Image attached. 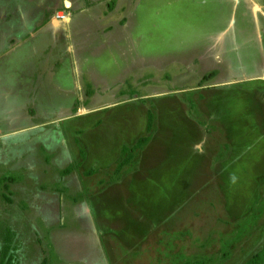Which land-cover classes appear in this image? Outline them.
<instances>
[{
    "label": "rangeland",
    "instance_id": "374dc122",
    "mask_svg": "<svg viewBox=\"0 0 264 264\" xmlns=\"http://www.w3.org/2000/svg\"><path fill=\"white\" fill-rule=\"evenodd\" d=\"M20 1L0 0V17L43 14L42 0ZM130 1L111 16L108 1L80 0L69 39L24 33L3 49L28 44L36 60L43 45L52 80L78 94L46 87L49 114H0V248L13 264H264V96L204 86L221 77L215 53L199 54L218 7Z\"/></svg>",
    "mask_w": 264,
    "mask_h": 264
},
{
    "label": "crops",
    "instance_id": "0c3cea01",
    "mask_svg": "<svg viewBox=\"0 0 264 264\" xmlns=\"http://www.w3.org/2000/svg\"><path fill=\"white\" fill-rule=\"evenodd\" d=\"M26 1L27 0H21L18 7L23 9ZM98 1L103 2L104 6H106L105 2L108 1V14L111 13V16L121 11L123 7L130 6L132 3L130 0L124 3H122L123 0H117L115 7H113L110 3L114 4L116 0ZM134 1L141 4L140 0ZM203 1L204 7L200 8L203 15L205 14L207 5L216 6L219 9L218 16L216 17L217 22H214L217 24L213 26L214 28H212L210 32L208 30L209 26L206 30V38L209 40V44L207 47L204 46L199 54L203 58L202 65H208V54H212V52L215 53L214 60L216 59V62L214 63L216 66L213 69H218V73H220V76L224 79L222 80L220 77V80H222L220 81L216 78L215 82H207L204 86L210 85L222 88L229 85H237L244 89L246 88V91H252L251 94H253V98H255L256 94L264 96V0ZM80 3V0H64L62 5H56L53 4L52 0H42L36 5L40 13H43L42 15H29L21 12L17 8V10H10L6 19L3 15L0 17V40L3 42V45L0 47V86H5V91L0 94V96H2L0 101V114H3V116L4 114H40L41 112L49 114L52 109L45 107L43 103L46 101L52 102L48 100V96H53L50 95V93L59 95L60 91V93L64 94L63 96L69 95V91L64 89L68 88L74 90V92L71 93L74 96L76 93L78 94L77 85L70 88L60 82L52 80L56 75L59 63L54 62V64H52V61L45 62L42 59V56L46 59L49 58V49H42L43 45H35V47H38V49L40 48L42 51V53L34 55L38 56L36 60L32 59L28 54V48L30 47L28 44L21 48L22 50L20 53L12 58H8L9 53L6 58H4L5 51L3 49H5L7 44V51H9L8 48L10 45L18 46L20 44L19 42H21V39L18 38H20V34L23 35L24 33H28L25 43H31L30 39H42L43 41H47L51 32L56 30L60 31L61 29L65 32L67 39H69L70 25L73 21L71 11L75 10L79 12L83 10L85 6H88ZM29 9L30 8H26L24 12H28ZM60 15H65V19H61ZM122 16L123 17L119 20L120 24H127V19L124 18V15ZM109 21H111V23H118V20H111V18ZM110 30H113L112 26ZM212 36L216 38L215 46L212 45L213 42L210 39ZM217 36L220 37L218 42ZM22 43L24 44L23 41ZM67 45L70 51L69 42H67ZM221 55L226 56L224 63L222 58L219 57ZM7 60L9 62V68H4ZM29 62H33V64H30L31 68H29ZM16 63L19 64L17 67H15ZM26 65H28L26 68L27 75L24 73H17L20 69L24 70ZM44 72H46L47 75ZM12 73L18 74V77L16 78ZM48 82L56 83L50 85ZM46 87L54 88V90L48 93ZM22 98L26 100L25 103H22ZM26 103L32 104L31 107ZM110 105L112 104H100L99 106L89 105L87 108H78L77 114H79V116H84L88 112L93 113L102 108L109 107ZM33 106H35V108ZM255 110L264 112V105L261 108H255ZM2 120H4L3 117ZM1 130L2 129H0V131ZM99 130L100 128H93L89 131L98 132ZM123 148L124 145L118 149H120L121 152ZM69 156H72V154ZM64 157L68 156L64 155Z\"/></svg>",
    "mask_w": 264,
    "mask_h": 264
},
{
    "label": "trees",
    "instance_id": "16d2710c",
    "mask_svg": "<svg viewBox=\"0 0 264 264\" xmlns=\"http://www.w3.org/2000/svg\"><path fill=\"white\" fill-rule=\"evenodd\" d=\"M202 55V54H201ZM215 72H211L209 75L207 76H204L205 79H208V77L210 75H214ZM9 238L6 239V242L7 240H12V236H8ZM4 244H6L4 242ZM3 244L2 248H0V264H13V259H12V255L14 254V252H10V248L9 247H6L5 245ZM11 245H12V242H11ZM2 250V251H1ZM46 262L44 261L43 264H45Z\"/></svg>",
    "mask_w": 264,
    "mask_h": 264
},
{
    "label": "built area",
    "instance_id": "2783aa9c",
    "mask_svg": "<svg viewBox=\"0 0 264 264\" xmlns=\"http://www.w3.org/2000/svg\"><path fill=\"white\" fill-rule=\"evenodd\" d=\"M60 18L61 19H65V15H60Z\"/></svg>",
    "mask_w": 264,
    "mask_h": 264
}]
</instances>
